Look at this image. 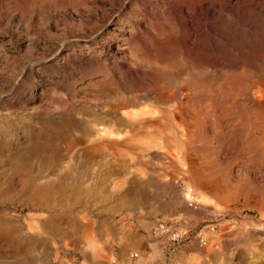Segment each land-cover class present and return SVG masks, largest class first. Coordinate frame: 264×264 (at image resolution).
I'll list each match as a JSON object with an SVG mask.
<instances>
[{
    "label": "rangeland",
    "instance_id": "obj_1",
    "mask_svg": "<svg viewBox=\"0 0 264 264\" xmlns=\"http://www.w3.org/2000/svg\"><path fill=\"white\" fill-rule=\"evenodd\" d=\"M263 51L264 0H0V264H264V83L238 88ZM170 94L193 131L123 127L112 141L143 146L123 165L87 151L121 109L170 116Z\"/></svg>",
    "mask_w": 264,
    "mask_h": 264
},
{
    "label": "bare ground",
    "instance_id": "obj_2",
    "mask_svg": "<svg viewBox=\"0 0 264 264\" xmlns=\"http://www.w3.org/2000/svg\"><path fill=\"white\" fill-rule=\"evenodd\" d=\"M254 3H255V1H254ZM222 52V51H221ZM244 52V51H243ZM250 52V51H249ZM254 51H252V53H253ZM264 52V51H263ZM263 52H261V53H263ZM218 53V52H217ZM245 53V52H244ZM247 53V52H246ZM246 53L244 54V55H246ZM259 53V52H258ZM255 54V57H252V58H255L254 60L257 62L256 63V66H254L255 64H253V66H254V68L256 67V69L255 70H257L258 71V73L256 74L255 72H254V74H253V76H252V74H251V76L252 77H250V79L248 78V77H244V75L242 76V77H244V79H241V80H244V81H246V82H242L240 79V81L242 82V84H244L243 86H238V88H241V89H243L244 91L243 92H245L246 91V93L247 94H250V95H253V94H255V92H258V91H253V89H256L257 88V90H259V91H261L260 90V87L258 88V86L260 85V83L262 82V84L264 83L263 81H264V65L262 64V62L261 61H263L262 59L264 58V56L261 54V53H259V54ZM213 54H214V51H213ZM248 54V53H247ZM251 54V53H250ZM250 54H249V56H250ZM253 54V55H254ZM219 55H220V53H219ZM252 55V54H251ZM217 56V55H216ZM204 56H202V58H203ZM207 57V56H206ZM221 57V56H220ZM207 58H209V54H208V57ZM206 58V59H207ZM217 58V57H216ZM215 58V59H216ZM219 58V57H218ZM217 58V59H218ZM222 58V57H221ZM231 58V57H230ZM204 59V58H203ZM206 59H204L205 60V62H206ZM214 58L212 59V60H215ZM216 59V60H217ZM247 59V58H246ZM250 60H251V58H249ZM203 60V61H204ZM212 60L211 61H209V62H211L212 63ZM219 60V59H218ZM217 60V61H218ZM244 60V59H243ZM246 61V63L247 62H252L253 60H251V61ZM217 61H215L216 63H218ZM240 61V60H239ZM255 61H253V62H255ZM215 62H213L212 64L213 65H215ZM235 62V61H234ZM243 62V61H242ZM259 62H261V64L259 63ZM221 63V62H220ZM249 63V65H248V63H247V65L248 66H252V64H250ZM211 64V65H212ZM235 64H237L238 65V63H235ZM240 62H239V66H240ZM243 64H244V62H243ZM246 65V64H245ZM155 66H157V65H155ZM155 66H153V68L155 67ZM209 66H210V64H209ZM216 66H219V65H217L216 64ZM215 66V67H216ZM234 66V65H233ZM236 66V65H235ZM238 66V67H239ZM247 66V67H248ZM240 67H242V65L240 66ZM157 70H156V72L154 71V69H153V71L157 74L160 70H159V66H157ZM162 69L164 68V67H161ZM212 68H214L213 66H212ZM217 68V67H216ZM235 69H236V67H234ZM242 68H246V66L245 67H242ZM249 68V67H248ZM247 68V69H248ZM253 68V69H254ZM164 69H166V68H164ZM163 69V71H165ZM233 69V68H232ZM251 69V68H250ZM249 69V70H250ZM253 69H251V70H253ZM159 70V71H158ZM214 70H216L215 68H214ZM234 70V69H233ZM249 70H247V71H249ZM158 71V72H157ZM210 71V70H209ZM217 71H218V69H217ZM235 71V70H234ZM246 71V70H245ZM244 71V72H245ZM161 72H162V70H161ZM232 72V71H231ZM235 72H237V71H235ZM250 72H252V71H250ZM249 72V73H250ZM160 73V72H159ZM166 73V72H165ZM248 73V72H247ZM161 74V73H160ZM162 74L164 75V76H166V74H164L163 72H162ZM168 74V73H167ZM241 74H243V72L241 73ZM240 74V75H241ZM245 74V73H244ZM227 75V74H226ZM232 75L233 74H231V77H232ZM239 75V74H238ZM238 75H237V73H236V75L235 76H237L238 77ZM153 76V75H152ZM172 76V75H171ZM171 76H168V77H171ZM181 76V75H180ZM229 76V75H228ZM250 76V75H249ZM231 77H228V78H231ZM233 77H234V75H233ZM236 77V78H237ZM239 77H241V76H239ZM174 78V77H173ZM159 79V78H158ZM169 79V78H168ZM171 79V78H170ZM226 79H227V77H226ZM223 80V79H222ZM222 80H221V82H222ZM229 81L231 80V79H228ZM235 80H237V79H235ZM238 80V82H240ZM171 81V80H170ZM225 81V79L223 80V82ZM233 81V80H232ZM232 81H231V83H232ZM180 82V81H179ZM189 83H190V81H188ZM195 82V81H194ZM222 82V83H223ZM237 82V81H236ZM235 82V84H238V83H236ZM147 83V82H146ZM154 83V82H153ZM220 82L218 81V83H216V84H219ZM229 83V82H228ZM161 84V83H160ZM159 84V85H160ZM180 84V83H179ZM184 84H185V82H184ZM183 84V85H184ZM205 84V83H204ZM224 84V83H223ZM226 84H227V82H226ZM234 83L233 84H231L232 86V88H230V89H234V88H237V85H235ZM159 85H155L156 87V89H159ZM178 85V84H177ZM189 85V84H188ZM187 85V86H188ZM191 85V84H190ZM198 85V84H197ZM208 84H206L205 86H207ZM214 85H215V83H214ZM175 86V85H174ZM178 86H180V85H178ZM185 86V85H184ZM186 86V87H187ZM192 86H193V82H192ZM191 86V87H192ZM198 86H201L202 87V89L204 88V89H206V87H203L202 86V84L200 85H198ZM209 87H210V85H208ZM212 86V85H211ZM221 86V85H220ZM225 86V85H224ZM261 86V85H260ZM263 86V85H262ZM153 87V89H151L152 91L154 90V86H152ZM164 87V86H163ZM176 87V86H175ZM182 87V86H181ZM186 87H185V89H186ZM194 87V86H193ZM195 87H196V85H195ZM194 87V88H195ZM201 87H199V88H201ZM221 87H223V86H221ZM229 87V86H228ZM102 88V87H101ZM161 88V87H160ZM165 88V87H164ZM179 88V87H178ZM188 88H190L189 86H188ZM194 88H193V90H194ZM211 88V87H210ZM213 88H214V90H216V88L215 87H212L211 89L213 90ZM162 89V88H161ZM169 89V88H168ZM167 88H166V90L164 89V91H167L168 90ZM176 89V88H175ZM197 89H198V87H197ZM197 89H195V91L197 90ZM202 89H199L200 91H202ZM203 89V90H204ZM209 89V88H208ZM211 89L210 90H208V91H211ZM218 89V88H217ZM225 89V88H224ZM228 89V88H227ZM226 89V90H227ZM239 90V89H237V90H239V91H241L242 92V90ZM177 90H180V89H177ZM188 90H192V89H188ZM221 90H222V88H221ZM229 90V89H228ZM234 90H236V89H234ZM234 90H231V92H233ZM236 90V91H237ZM156 91V90H155ZM161 91V90H160ZM160 91H158V92H160ZM163 91V90H162ZM185 91H187V90H185ZM194 91V92H195ZM206 91V90H205ZM207 91V92H208ZM220 91V90H219ZM223 91V90H222ZM154 92V91H153ZM179 92V91H178ZM181 92V91H180ZM179 92V93H180ZM183 92V91H182ZM181 92V94L183 95V96H186L184 93H182ZM197 92H199L198 90H197ZM196 92V93H197ZM204 92V91H203ZM207 92H205V93H207ZM212 92V91H211ZM217 92H218V90H217ZM216 92V93H217ZM225 92V91H224ZM226 92H229V91H226ZM240 92V93H241ZM156 93V92H155ZM161 93V92H160ZM174 95L175 94H177V93H175V90H174ZM179 93H178V95H179ZM187 93V92H186ZM264 93V92H263ZM263 93H261V94H263ZM180 94V95H181ZM212 94V93H211ZM214 94H215V91H214V93H213V96H214ZM219 94H220V92H219ZM226 94V93H225ZM233 94H235V93H233ZM242 94V93H241ZM244 94V93H243ZM259 94V93H258ZM257 94V95H258ZM158 95V94H157ZM195 95V94H194ZM221 95H222V93H221ZM229 94H227V96H228ZM232 95V94H231ZM230 95V96H231ZM237 95H238V93H237ZM237 95H234V97L233 98H236L237 97ZM240 95V94H239ZM256 95V96H257ZM147 96V95H146ZM161 96V95H160ZM188 96V95H187ZM207 96V95H206ZM209 96H211V95H209ZM215 96H216V94H215ZM214 96V97H215ZM242 96H244V95H242ZM245 96H246V94H245ZM249 96V95H248ZM176 97H177V95H176ZM180 97V96H179ZM189 97H190V95H189ZM226 97V96H225ZM241 97V96H240ZM250 97V96H249ZM255 97V96H254ZM263 96L261 95V98H262ZM134 98V97H133ZM141 98V97H140ZM160 98H163V100H161L164 104H168V102L169 101H171L170 103H172L174 100L172 99V97H171V94H170V96H161ZM159 98V99H160ZM188 98V97H187ZM222 98V97H221ZM252 98V97H251ZM256 98V97H255ZM259 98H260V96H259ZM258 98V99H259ZM260 98V99H261ZM173 101H172V100ZM177 99L179 100V98L177 97ZM181 99V98H180ZM203 99V98H202ZM210 100H211V98H209ZM214 99V98H213ZM218 99V98H217ZM223 99V98H222ZM240 99V98H239ZM253 99V98H252ZM131 100H133V99H131ZM176 100V99H175ZM178 100H176L177 102H178ZM185 100V99H184ZM201 100V99H200ZM199 100V101H200ZM205 100H206V98H205ZM208 100V99H207ZM206 100V101H207ZM215 100V99H214ZM213 100V101H214ZM220 100V99H219ZM229 100H231V99H229ZM236 100H237V98H236ZM247 100H249L248 98H247ZM124 101V100H123ZM136 101V100H135ZM192 101V100H191ZM197 101V100H196ZM198 101V102H199ZM202 101V100H201ZM200 101V102H201ZM231 101H234V99L233 100H231ZM230 101V102H231ZM252 101H255V99L254 100H252ZM260 101H262V100H260ZM260 101H258L257 103H259V105L261 104L260 103ZM264 101V100H263ZM119 102V101H118ZM180 102V101H179ZM194 102V101H193ZM217 102H218V100H217ZM224 102V101H223ZM235 102V101H234ZM162 103V104H163ZM176 103V102H175ZM173 104V105H171L172 107H169V108H171L169 111H171L172 112V114H170V116H168L167 117V114L166 115H164V114H162V113H164V111L166 110V108H168V107H162L163 108V111H161V110H144V111H141V112H130V111H126V110H122L121 109V111L120 112H116L118 115H119V121H117V123H116V121H114L113 122V120H112V123H111V125H112V127H111V129H108V127L105 125V124H102V123H98V124H96L94 127H93V129H94V131L93 132H96V133H98L101 137H98V138H95V139H89V147L88 148H86L87 149V151L88 152H91L92 154H102V152H103V150H104V148L105 147H107V149H111L114 153H113V156H114V161H115V163H117L118 165H123V164H125L126 163V159L127 158H125V155L127 154V156H129L128 154H133V155H131V156H133L132 158H136V159H138L139 157H140V152H139V154H138V150L140 151L142 148L141 147H143L141 144L139 145V147L137 148V146H136V144H139V143H135V144H133L132 143V141H130V138H131V136L130 135H128V136H124L122 139H119V140H117V142L116 141H112V136L113 135H115V134H120L119 132H120V130L123 128V127H128V128H139V129H144V128H148V129H151V134L152 133H160V134H163L164 135V133L166 132V130H169L170 128L172 129V128H179L180 129V132L181 133H183L184 135H187V133L189 132L190 133V130H191V123H193V122H191V121H189V112H188V115L186 114V111H184V109H183V106L185 105V104H183V106H180L181 104V102L180 103H177V104ZM195 103V102H194ZM204 103V102H203ZM206 103V102H205ZM255 103V102H254ZM196 104H197V102H196ZM210 105L211 104H214V102L213 103H209ZM218 104H219V102H218ZM221 104V103H220ZM223 104H225V106L228 104V103H223ZM222 104V105H223ZM233 104V103H232ZM231 104V106H233ZM248 104V103H247ZM250 104V103H249ZM248 104V105H249ZM256 104V103H255ZM169 105V104H168ZM169 105V106H170ZM188 105V107H189V105L190 104H187ZM192 105V104H191ZM194 105V104H193ZM198 105V104H197ZM197 105H196V107H197ZM200 106L202 105V104H199ZM203 105H205V108L207 107L206 105H207V103L206 104H203ZM239 105V104H238ZM115 106V105H114ZM200 106H199V111L201 110L200 109ZM209 106V105H208ZM230 106V107H231ZM236 106H237V104H236ZM255 106H257V105H254V107ZM262 106H263V103H262ZM112 107V106H111ZM146 107V106H145ZM182 107V108H181ZM204 107V106H203ZM210 107V106H209ZM211 107H212V105H211ZM214 107H218V106H213L212 107V109H216V108H214ZM223 107H224V105H223ZM229 107V108H230ZM259 107V106H258ZM264 107V106H263ZM115 108V107H114ZM161 108V109H162ZM185 108H186V106H185ZM198 108V107H197ZM196 108V109H197ZM220 108H221V106H220ZM225 108V107H224ZM223 108V109H224ZM239 108V107H238ZM260 108L261 107H259V109H257L258 111H259V113H264V112H260ZM190 109V108H189ZM188 109V110H189ZM204 108H202V110H203ZM226 109H227V111H225V109L223 110V112H227V114H228V111L230 112V110L226 107ZM230 109H232V107L230 108ZM236 109V108H235ZM234 109V110H235ZM246 108L244 107V110H245ZM248 109V108H247ZM245 110V112L247 111L248 113H249V110H251V109H249V110ZM256 109V108H255ZM168 110V109H167ZM185 110H187V108L185 109ZM187 110V111H188ZM191 110H192V108H191ZM190 110V111H191ZM209 110H210V108H209ZM208 110V111H209ZM219 110V109H218ZM234 110H232V111H234ZM244 110H242L243 112H244ZM112 111V110H111ZM117 111V110H116ZM169 111H166V112H169ZM195 111V110H194ZM193 110H192V112L191 113H193L194 112ZM206 111H207V108H206ZM212 111V110H211ZM210 111V112H211ZM217 111V110H216ZM258 111H256V112H258ZM197 112H198V110H197ZM210 112H208L209 114H210ZM213 112V111H212ZM246 112V113H247ZM255 112V111H254ZM202 113V112H201ZM204 113H206V112H204ZM222 113V112H221ZM234 113H235V111H234ZM233 113V114H234ZM246 113H244V114H246ZM250 113H251V111H250ZM112 114V113H111ZM168 114V115H169ZM229 114H231V113H229ZM232 114V115H233ZM260 114V116H263V115H261ZM198 115V114H197ZM207 115V114H206ZM224 115V114H223ZM242 115V114H241ZM255 115V113L253 114V117H256V115ZM189 116V117H188ZM192 116H194V115H192ZM201 116H204V114L203 115H201ZM200 115L198 116V117H201ZM210 116H212V115H210ZM210 116H208V117H210ZM222 116V115H221ZM231 116V115H230ZM229 116V117H230ZM234 116V115H233ZM249 116H250V114H249ZM260 116H258V117H256L257 119H260ZM205 117V116H204ZM217 117V116H216ZM218 117L220 118V116L218 115ZM217 117V118H218ZM223 117V116H222ZM221 117V118H222ZM236 117V116H235ZM252 117V118H253ZM191 118V117H190ZM203 118V117H202ZM201 118V120H200V122L202 121L203 123H200L199 121L197 122V123H200V124H202L203 126L206 124L205 122V120H207L206 118H203L202 119ZM240 118H241V116H240ZM242 118H243V116H242ZM251 118V117H250ZM251 118V119H252ZM255 118V119H256ZM262 118V117H261ZM109 119V118H108ZM214 119H216V118H214ZM249 119V118H248ZM257 119H256V121H257ZM191 120V119H190ZM195 120V119H194ZM197 120V119H196ZM213 120V119H212ZM231 120V119H230ZM261 120H263V119H260V121ZM193 121V120H192ZM220 121V120H219ZM235 121V120H234ZM239 121H240V119H239ZM247 121V120H246ZM249 121L250 120H248V123H249ZM252 121V120H251ZM250 121V122H251ZM253 121H254V119H253ZM256 121H254V122H251L249 125L247 124V122H245L248 126H250V131L252 130L251 129V127L253 126V125H256V126H258L257 124L259 123L258 121V123L256 122ZM196 122V121H195ZM235 122H237V121H235ZM243 122V121H242ZM241 122V123H242ZM205 123V124H204ZM211 123V122H210ZM217 123V122H216ZM221 123V122H220ZM223 123V122H222ZM228 123V122H227ZM240 123V122H239ZM255 123H257V124H255ZM262 123V122H261ZM194 124V123H193ZM200 124H198V125H200ZM224 124V123H223ZM233 124V123H232ZM244 124V123H243ZM263 124V125H262ZM261 125H262V127H263V129H264V123H262ZM208 125V124H207ZM213 125V124H212ZM216 125V124H215ZM218 125V124H217ZM88 126V125H87ZM220 126V125H219ZM245 126V125H244ZM195 127V126H194ZM213 127H214V125H213ZM255 127V126H254ZM261 127V128H262ZM257 128H259L260 129V126H258ZM124 129V128H123ZM138 129V131L140 132V130ZM201 128H199L198 129V131L200 130ZM247 129V128H246ZM256 129V128H255ZM255 129H253V130H255ZM173 130H176V129H173ZM197 130V129H196ZM217 130V129H216ZM252 130V131H253ZM261 130V129H260ZM177 131H178V129H177ZM191 131H193V130H191ZM219 131V130H218ZM249 131V132H250ZM257 131V130H256ZM255 131V132H256ZM262 131V130H261ZM127 132V131H126ZM143 132V131H142ZM141 132V133H142ZM168 132V131H167ZM201 132H202V130H201ZM260 132V131H259ZM128 133V132H127ZM219 133V132H218ZM262 133V132H261ZM134 134V133H133ZM150 134V135H151ZM177 134V133H176ZM238 134V133H237ZM248 134H252V133H248ZM258 134V133H257ZM109 135H111V137H109ZM132 135V134H131ZM136 135V134H135ZM134 135V136H135ZM142 135V134H141ZM162 135V136H163ZM108 136V137H107ZM264 136V135H263ZM262 136V137H263ZM169 137V136H168ZM176 137V136H175ZM191 137H193L192 136V134H190V138ZM86 138V137H85ZM132 138H134V137H132ZM131 138V139H132ZM164 138V137H163ZM166 138V137H165ZM171 138V137H170ZM264 138V137H263ZM84 139V138H83ZM184 139H186V138H184ZM193 139V138H192ZM229 139V138H228ZM80 140H81V138H80ZM134 140V139H133ZM165 140V139H164ZM188 140V139H187ZM191 139H189V141H190ZM86 141V140H85ZM178 141V140H177ZM192 141V140H191ZM160 142H161V140H160ZM164 143V142H163ZM181 144V143H180ZM184 145V144H183ZM160 146V145H159ZM165 147V146H164ZM191 147V146H190ZM164 149V148H163ZM184 149V148H183ZM110 150V151H111ZM143 150V149H142ZM141 150V151H142ZM167 150V149H166ZM175 150V149H174ZM106 151V150H105ZM109 151V150H108ZM164 151H165V149H164ZM176 151H177V149H176ZM180 151V150H179ZM184 151V150H183ZM142 153V152H141ZM182 153V152H181ZM138 154V155H137ZM143 154V153H142ZM183 154V153H182ZM137 155V156H136ZM262 155L264 156V152H262ZM126 156V157H127ZM178 156H179V154H178ZM112 157V156H111ZM110 157V158H111ZM164 157V156H163ZM172 157V156H171ZM174 158V157H173ZM140 159V158H139ZM112 161V160H111ZM211 162V161H210ZM113 164V163H112ZM138 169V168H137ZM133 171V170H132ZM230 173V172H229ZM228 174V173H227ZM227 176V175H226ZM250 183V182H249ZM246 184H247V182H246ZM252 185V184H251ZM236 188V187H235ZM249 188H251V187H249ZM245 189V188H244ZM248 189V188H247ZM249 190V189H248ZM246 191V190H245ZM251 192H252V190H251ZM255 192V191H254ZM243 193V192H242ZM251 195V194H250ZM240 196V195H239ZM248 196V195H247Z\"/></svg>",
    "mask_w": 264,
    "mask_h": 264
},
{
    "label": "built area",
    "instance_id": "obj_3",
    "mask_svg": "<svg viewBox=\"0 0 264 264\" xmlns=\"http://www.w3.org/2000/svg\"><path fill=\"white\" fill-rule=\"evenodd\" d=\"M192 204L191 201H189ZM214 227H210V230H213ZM154 233L162 236L172 242H182L187 238V230H183L178 221L174 222H164L160 221L157 223L154 228ZM197 241L200 245H205L207 243V235L206 232L200 230L196 234ZM123 264H148L143 262L139 256L137 251H133L129 253L128 258L123 262Z\"/></svg>",
    "mask_w": 264,
    "mask_h": 264
}]
</instances>
